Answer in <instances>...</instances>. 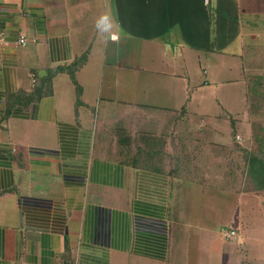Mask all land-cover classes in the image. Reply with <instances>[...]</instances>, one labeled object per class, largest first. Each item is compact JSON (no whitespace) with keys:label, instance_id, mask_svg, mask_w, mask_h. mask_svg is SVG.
Segmentation results:
<instances>
[{"label":"crops","instance_id":"obj_1","mask_svg":"<svg viewBox=\"0 0 264 264\" xmlns=\"http://www.w3.org/2000/svg\"><path fill=\"white\" fill-rule=\"evenodd\" d=\"M263 41L264 0H0V264H246L186 229Z\"/></svg>","mask_w":264,"mask_h":264},{"label":"rangeland","instance_id":"obj_2","mask_svg":"<svg viewBox=\"0 0 264 264\" xmlns=\"http://www.w3.org/2000/svg\"><path fill=\"white\" fill-rule=\"evenodd\" d=\"M261 45H264V41ZM248 81L249 116L245 122V130L240 135L232 136L236 146L231 153L228 168L219 167L224 174L221 180L224 179H215L209 185V198L201 199L198 202L200 213L198 214L197 210V214L192 215L193 220L197 216L194 222L199 218L211 232L193 227L186 230L192 237H198L197 232L200 233V238L218 241L219 246L214 247V252H220V246L228 244L222 236V230L228 229L229 226L235 227L238 229L236 233L239 239L231 244L234 247L242 244L240 252L247 260L246 264H257L255 259L264 257V191L255 189L253 180L248 177L247 159L250 155L258 153L264 159V60L257 64V69L249 72ZM186 221L191 224L190 219ZM198 248L199 244L191 247V250L196 251ZM209 252H200L199 256L204 257Z\"/></svg>","mask_w":264,"mask_h":264},{"label":"trees","instance_id":"obj_3","mask_svg":"<svg viewBox=\"0 0 264 264\" xmlns=\"http://www.w3.org/2000/svg\"><path fill=\"white\" fill-rule=\"evenodd\" d=\"M70 74L75 81L73 70H70ZM261 156L260 153L252 154L247 159V175L253 180L258 191H264V159Z\"/></svg>","mask_w":264,"mask_h":264},{"label":"built area","instance_id":"obj_4","mask_svg":"<svg viewBox=\"0 0 264 264\" xmlns=\"http://www.w3.org/2000/svg\"><path fill=\"white\" fill-rule=\"evenodd\" d=\"M19 42L20 44L25 45L27 41L24 37H22ZM222 235L226 240H234L237 238V233L235 230L224 229L222 230Z\"/></svg>","mask_w":264,"mask_h":264}]
</instances>
